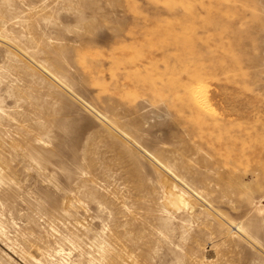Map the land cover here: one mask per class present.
<instances>
[{
	"label": "rangeland",
	"instance_id": "obj_1",
	"mask_svg": "<svg viewBox=\"0 0 264 264\" xmlns=\"http://www.w3.org/2000/svg\"><path fill=\"white\" fill-rule=\"evenodd\" d=\"M0 229V264H264V0H0Z\"/></svg>",
	"mask_w": 264,
	"mask_h": 264
},
{
	"label": "bare ground",
	"instance_id": "obj_2",
	"mask_svg": "<svg viewBox=\"0 0 264 264\" xmlns=\"http://www.w3.org/2000/svg\"><path fill=\"white\" fill-rule=\"evenodd\" d=\"M4 39V38H2ZM8 42V41H7ZM11 44V43H10ZM14 45V44H13ZM17 48V47H16ZM18 49V48H17ZM13 50V49H12ZM22 53V52H20ZM27 57V56H26ZM25 57V58H26ZM27 60V59H26ZM25 60V61H26ZM29 62V61H28ZM33 63V62H31ZM52 77V76H51ZM53 78V77H52ZM195 89V88H194ZM200 90V89H199ZM195 91V90H194ZM196 95V93H195ZM204 95V94H203ZM206 99V98H205ZM201 102V101H200ZM203 102V101H202ZM207 104V103H206ZM85 105V104H84ZM209 107V106H208ZM87 108V106H86ZM204 109V108H203ZM210 109V108H209ZM211 111V110H210ZM93 112V111H92ZM99 116V115H98ZM101 117V116H100ZM99 118V117H97ZM102 118V117H101ZM104 119V118H103ZM106 120V119H105ZM104 121V120H102ZM107 122V121H106ZM107 125V124H106ZM108 126V125H107ZM109 127V126H108ZM112 129V128H111ZM115 129V128H113ZM117 131V130H115ZM114 132V131H113ZM119 134L121 132H118ZM113 134V133H112ZM123 134V133H122ZM116 135V134H115ZM118 135V134H117ZM120 137V136H119ZM118 138V137H116ZM122 138V136H121ZM132 143V141H130ZM126 143V142H125ZM129 143V142H127ZM133 144V143H132ZM130 144V146L132 145ZM128 146V147H130ZM133 146H135V144H133ZM137 149V146H135ZM134 148V147H133ZM145 153V152H144ZM143 153V154H144ZM146 156V155H144ZM149 156V155H148ZM149 158V157H147ZM151 158V157H150ZM150 160V159H149ZM152 160V159H151ZM155 161V160H153ZM151 162V161H150ZM156 162L158 163V165L162 168V170L167 174V179L171 180L173 185L178 188L183 195L187 196L189 198V200L191 201V204H199L200 206H202L203 211L206 212V214L209 217H213L216 220L217 225L222 228V229H226L230 234L232 233H236L237 235H239L241 237V240L243 241H247L248 243L254 245V247L256 246V244L258 245V243L251 237L249 236L248 233L244 232L243 230L239 229L238 227H236V225H234L228 218H226L222 213H220L218 210L214 209L208 202L207 200L205 201L203 198H201L198 194L194 193L193 191H191L185 184H183V182L181 180H179L177 177H175L170 169L168 167L163 166L158 160H156ZM153 163V162H152ZM157 165V167H158ZM158 169V168H157ZM160 169V168H159ZM161 170V171H162ZM167 221H170V217H167L166 219ZM166 221V222H167ZM1 230V229H0ZM251 245V246H252ZM257 247V246H256ZM261 250H263L262 248H260ZM259 251V250H258ZM62 252V251H60ZM263 253V252H262ZM35 261V263L37 264H42L41 261L37 260V259H33Z\"/></svg>",
	"mask_w": 264,
	"mask_h": 264
}]
</instances>
